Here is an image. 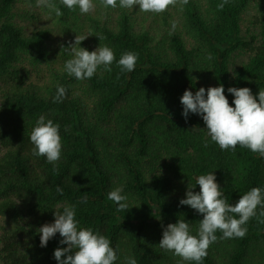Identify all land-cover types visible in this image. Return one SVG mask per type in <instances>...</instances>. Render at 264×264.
I'll use <instances>...</instances> for the list:
<instances>
[{"label": "trees", "instance_id": "obj_1", "mask_svg": "<svg viewBox=\"0 0 264 264\" xmlns=\"http://www.w3.org/2000/svg\"><path fill=\"white\" fill-rule=\"evenodd\" d=\"M221 2L176 0L151 13L94 0V10L81 14L56 0L63 14L51 13L53 28L29 30L25 21L38 19L36 9L50 11L35 0H0V264H57L54 249L66 245L57 233L41 247L37 229L67 204L77 205L82 227L110 239L116 264L128 256L137 264H194L158 244L178 219L198 230L202 214L179 205L196 177L214 171L229 203L264 187V156L239 145L221 150L201 117L181 115L185 89L223 83L230 104V85L254 95L264 90V0ZM55 30L64 40L51 42ZM85 36L81 46L89 51L108 45L117 60L136 53L134 71L121 72L114 61L111 72L91 79L69 76L63 47ZM44 64L46 78L31 80ZM58 86L66 88L60 103ZM40 115L60 124L62 154L54 164L33 155L29 137ZM119 186L128 195L125 212L107 198ZM259 211L242 238L218 231L202 264H264Z\"/></svg>", "mask_w": 264, "mask_h": 264}, {"label": "clouds", "instance_id": "obj_2", "mask_svg": "<svg viewBox=\"0 0 264 264\" xmlns=\"http://www.w3.org/2000/svg\"><path fill=\"white\" fill-rule=\"evenodd\" d=\"M59 3L71 11L78 9L81 14L90 13L95 7L94 0H59ZM102 3L106 8L161 13L169 5H174L176 0H102ZM226 3L228 0H222L219 7L223 8ZM35 4L57 16L63 14L56 0H35ZM85 38L86 36L75 37L74 42L63 47L71 57L64 63V71L69 76L77 80L91 79L98 70L111 72L114 61L121 72L134 71L138 60L136 53L125 52L117 60L113 49L108 45L99 44L91 51L82 47L81 41ZM227 93L233 97L231 104L223 83L207 88L200 86L195 92L185 89L180 96L181 115L186 121L190 114L201 117L210 141L215 142L221 150H234L239 145L264 156V90H259L254 95L247 86L230 85ZM65 96L66 88L58 86L54 102H62ZM29 138L34 145V156L45 157L47 162L53 164L61 158L60 124L40 115ZM208 142L209 140H205L206 145ZM196 185H199V191L193 190ZM222 189L214 171L198 175L195 184L189 185L185 196L179 200V205H187L202 214L198 230L193 233L191 225L185 219L168 223L163 228L159 247L184 261L202 264L207 249L218 239V231L222 233L220 238L223 239L242 238L247 233V222L257 216L258 208L259 216L264 217V187H252L240 195L235 203L228 202ZM57 191L62 193L63 189L57 188ZM107 198L117 205L118 211L125 212L130 208L128 195L122 186L109 191ZM86 199L85 197L83 202ZM53 215L54 220L41 225L37 232L41 247H46L57 233L61 237L59 245L66 247L58 246L54 249L53 258L57 264H116L117 249L107 236L91 227L81 226L77 219L76 204H67L62 211L55 210ZM125 264H137V260L134 256H128Z\"/></svg>", "mask_w": 264, "mask_h": 264}, {"label": "rangeland", "instance_id": "obj_3", "mask_svg": "<svg viewBox=\"0 0 264 264\" xmlns=\"http://www.w3.org/2000/svg\"><path fill=\"white\" fill-rule=\"evenodd\" d=\"M36 14H37L38 19H36L35 21H33V22H31V20H29V22L25 21V22H27L25 25H29V27H28L29 30L32 27L36 28V27L41 26V25H46V26L53 28L52 23H51V12L44 11L42 9H36ZM61 36L62 35H60L55 30V33L52 36L51 42H58V41L64 40L65 36L64 35L62 37ZM245 58H246L245 55H241L240 57H238V60L239 61L244 60ZM48 71H49L48 66H46L44 64V65L38 67L37 69L33 70L30 79L40 82L46 78V76L48 75Z\"/></svg>", "mask_w": 264, "mask_h": 264}]
</instances>
